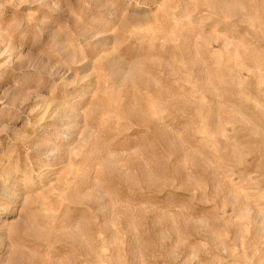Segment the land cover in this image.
I'll return each mask as SVG.
<instances>
[{
    "label": "rangeland",
    "instance_id": "obj_1",
    "mask_svg": "<svg viewBox=\"0 0 264 264\" xmlns=\"http://www.w3.org/2000/svg\"><path fill=\"white\" fill-rule=\"evenodd\" d=\"M0 264H264V0H0Z\"/></svg>",
    "mask_w": 264,
    "mask_h": 264
}]
</instances>
